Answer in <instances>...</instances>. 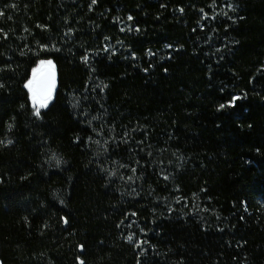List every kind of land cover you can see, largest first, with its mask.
I'll list each match as a JSON object with an SVG mask.
<instances>
[{"label": "trees", "instance_id": "trees-1", "mask_svg": "<svg viewBox=\"0 0 264 264\" xmlns=\"http://www.w3.org/2000/svg\"><path fill=\"white\" fill-rule=\"evenodd\" d=\"M0 13V264H264V0ZM49 60L36 116L25 85ZM88 91L127 138L108 158L73 107Z\"/></svg>", "mask_w": 264, "mask_h": 264}, {"label": "rangeland", "instance_id": "rangeland-1", "mask_svg": "<svg viewBox=\"0 0 264 264\" xmlns=\"http://www.w3.org/2000/svg\"><path fill=\"white\" fill-rule=\"evenodd\" d=\"M40 64L38 65V67H40ZM97 95H98L97 93L93 94L92 92L91 94L88 91L85 94H82L73 100V107L75 110L78 111V113H82L84 115L82 116L85 117V119H87L90 122V124L93 126L96 132L95 134L99 136L97 137V141L95 142L97 147L96 149L97 154H99L101 158L102 157L108 158L109 156L107 151V145L109 141L112 140V138L114 137L118 138L119 141L120 140L124 141L127 138L126 136H123L120 133L116 134L115 128L107 125L106 123L107 121L104 118V116L106 115L105 111L104 112L98 110L94 111L91 109L92 106L91 101H94L97 105H99L101 110L104 109L101 100L97 97ZM51 101L49 102V104L51 103ZM118 162L119 161H115V162L113 161L115 167L113 168V166L110 165L107 171L110 172L112 170L113 172L111 174L118 175L120 170L118 168L124 167L122 163H118ZM119 177L121 179L123 178L122 176Z\"/></svg>", "mask_w": 264, "mask_h": 264}, {"label": "snow or ice", "instance_id": "snow-or-ice-1", "mask_svg": "<svg viewBox=\"0 0 264 264\" xmlns=\"http://www.w3.org/2000/svg\"><path fill=\"white\" fill-rule=\"evenodd\" d=\"M25 87L30 93L35 115L39 116L41 109L48 106L56 88L55 64L50 60L41 61L40 67L33 69L32 79L27 82ZM238 99L240 97H234L232 103L235 104ZM65 223H67V220H65ZM128 239L131 241L133 237L129 236ZM80 264H84V262L81 261Z\"/></svg>", "mask_w": 264, "mask_h": 264}, {"label": "water", "instance_id": "water-1", "mask_svg": "<svg viewBox=\"0 0 264 264\" xmlns=\"http://www.w3.org/2000/svg\"><path fill=\"white\" fill-rule=\"evenodd\" d=\"M53 62V61H52ZM54 63V62H53ZM55 64V63H54ZM37 68H38V66H37ZM36 69V68H35ZM55 72H56V88H55V91H54V93H53V97H52V99L51 100H53L54 99V97H55V94H56V91H57V88H58V81H59V78H58V73H57V69H56V65H55ZM33 73V72H32ZM31 79H32V76H31ZM0 249H1V247H0Z\"/></svg>", "mask_w": 264, "mask_h": 264}]
</instances>
